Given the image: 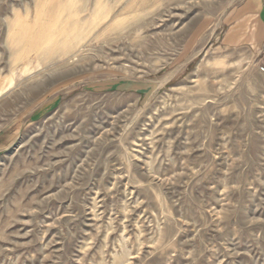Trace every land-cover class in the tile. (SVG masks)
<instances>
[{"label":"rangeland","instance_id":"1","mask_svg":"<svg viewBox=\"0 0 264 264\" xmlns=\"http://www.w3.org/2000/svg\"><path fill=\"white\" fill-rule=\"evenodd\" d=\"M251 1L0 0V264H264Z\"/></svg>","mask_w":264,"mask_h":264},{"label":"crops","instance_id":"2","mask_svg":"<svg viewBox=\"0 0 264 264\" xmlns=\"http://www.w3.org/2000/svg\"><path fill=\"white\" fill-rule=\"evenodd\" d=\"M249 8L253 9L252 35L247 36L246 31L250 25L246 23L245 19H242L239 25H236L235 32L232 31V34L226 36L228 44L234 45L237 42L238 44L255 45L259 48L264 45V0H252L247 6V9Z\"/></svg>","mask_w":264,"mask_h":264},{"label":"built area","instance_id":"3","mask_svg":"<svg viewBox=\"0 0 264 264\" xmlns=\"http://www.w3.org/2000/svg\"><path fill=\"white\" fill-rule=\"evenodd\" d=\"M260 52L264 54V45L261 47ZM260 72L264 74V62L261 63Z\"/></svg>","mask_w":264,"mask_h":264},{"label":"bare ground","instance_id":"4","mask_svg":"<svg viewBox=\"0 0 264 264\" xmlns=\"http://www.w3.org/2000/svg\"><path fill=\"white\" fill-rule=\"evenodd\" d=\"M45 36V35H44ZM43 36L41 35L40 37H39V40H40V38H42Z\"/></svg>","mask_w":264,"mask_h":264}]
</instances>
